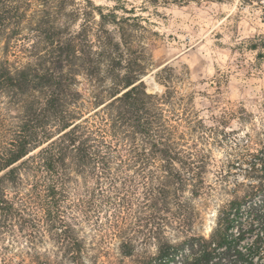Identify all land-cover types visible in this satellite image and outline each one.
I'll return each mask as SVG.
<instances>
[{"label": "rangeland", "instance_id": "374dc122", "mask_svg": "<svg viewBox=\"0 0 264 264\" xmlns=\"http://www.w3.org/2000/svg\"><path fill=\"white\" fill-rule=\"evenodd\" d=\"M27 1L30 4L15 2L13 19L0 27V62H33L46 47L36 29L53 20L65 22L72 35L86 27L89 39L98 46L100 12L130 19L131 26L124 28L132 31L133 41L129 47L122 46L123 64L131 61L134 69H142L146 91L159 99L179 149L194 155L205 180L199 196L189 189L182 194L185 214L191 217L190 232L209 236L217 228L226 203L251 192L255 197L260 195L247 184L258 182L260 173L253 170V163L264 169V2ZM25 12L27 17L21 19ZM101 27L109 38L120 41L121 25L106 22ZM101 61L100 74L89 75L85 70L78 75L76 85L82 93V119L88 118L98 128L104 125V106H98L95 96L109 102L111 80L104 78L105 72L108 68L119 71L110 60ZM21 113L17 100L0 90V154L15 138ZM39 150L15 164L22 179L5 184L7 195L19 209L26 210L27 219L0 220V264H37L39 254L58 251L52 238L55 230L40 233L39 223L33 220L35 214H41L38 207L43 198V174L32 158ZM72 178L69 197L74 203L66 204L67 216H75L72 223L86 240L88 254L98 256L99 264H120L123 236L136 227L142 231L138 233L142 240L149 229L145 220L136 219L145 216V208H139L143 195L138 194L133 208L130 204L111 205L98 191L96 198L87 192L97 187L95 179L76 173ZM102 188L107 191L106 186ZM245 215L238 218L234 232L249 228ZM175 228V223L169 224L168 236L175 241L183 239L186 233ZM142 249L156 251L154 247Z\"/></svg>", "mask_w": 264, "mask_h": 264}, {"label": "trees", "instance_id": "16d2710c", "mask_svg": "<svg viewBox=\"0 0 264 264\" xmlns=\"http://www.w3.org/2000/svg\"><path fill=\"white\" fill-rule=\"evenodd\" d=\"M17 1L30 4L27 0H0V27L13 19ZM149 1L183 4L189 0ZM255 1L264 2L243 0ZM25 17L26 12L21 14V19ZM100 17L98 46L89 39L86 27L72 35L65 22L53 20L36 29L46 47L33 62H0V90L16 99L22 111L15 138L0 154V220L27 219L26 210L19 209L7 195L5 184L22 179L15 164L40 148L32 158L43 174V198L38 207L41 214H35L33 220L39 223L40 233L55 230L52 238L58 251L39 254L37 264H99L98 256L88 254L86 240L72 223L75 216H67L66 204L74 203L69 197L74 173L95 179L97 187L87 192L96 198L98 191L111 205L130 204L133 208L138 194L143 195L139 208H145V216L136 219L145 220L149 229L142 240L138 234L142 231L136 227L123 236L120 264H127L126 260L128 264H264V169L253 163V170L260 173L258 182L247 184L260 195L251 192L226 203L209 236L190 232L191 217L185 214L182 194L188 189L194 196L201 194L205 180L200 166L192 153L179 149L159 99L146 91L142 69H134L131 61L123 64L122 46L129 47L133 41L130 19L118 18L115 12H100ZM106 22L121 25L120 41L108 37L101 27ZM124 26L129 27L125 30ZM101 59L110 60L119 71L108 68L105 72L104 78L111 80L109 102L95 96L98 106H104V125L98 128L88 118L82 119V93L76 85L85 70L89 75L100 74ZM245 213L249 228L234 232L238 218L242 220ZM172 223L177 231L186 233L183 239L168 236Z\"/></svg>", "mask_w": 264, "mask_h": 264}]
</instances>
